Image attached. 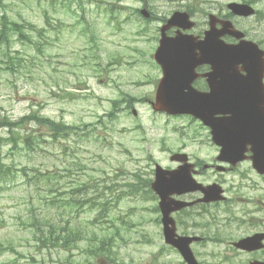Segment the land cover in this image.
Instances as JSON below:
<instances>
[{
  "label": "rangeland",
  "instance_id": "obj_1",
  "mask_svg": "<svg viewBox=\"0 0 264 264\" xmlns=\"http://www.w3.org/2000/svg\"><path fill=\"white\" fill-rule=\"evenodd\" d=\"M61 1L0 0V17L6 11L37 28L28 31L30 41L15 36L13 49L23 61L16 72L2 70L9 51H0V117L16 122L40 110L43 117L81 129L53 144L35 124L0 128V264H185L164 243L159 201L146 182L154 179L156 163L168 167L172 152L191 153L208 164L218 154L201 122L155 113L148 104L155 96L152 56L159 20L194 3L205 25L206 13L225 12L226 4L242 1L70 0L69 8ZM144 1L156 21L138 18ZM258 7L264 10V0ZM235 21L259 38L260 20ZM125 95L133 106L127 108ZM117 100V117L109 121ZM39 134V145L25 149L22 140ZM13 135L20 139L18 148ZM216 172L206 177L231 187L233 200L181 214V228L208 238L193 247L200 264H250L256 255L238 252L231 243L264 230V178L248 163L235 173ZM226 210L248 221L239 226V220L226 219ZM45 217L79 227L82 239L74 249L40 247L41 234L35 238L30 224ZM217 230L223 241L214 243ZM107 236L113 241L102 245Z\"/></svg>",
  "mask_w": 264,
  "mask_h": 264
},
{
  "label": "water",
  "instance_id": "obj_2",
  "mask_svg": "<svg viewBox=\"0 0 264 264\" xmlns=\"http://www.w3.org/2000/svg\"><path fill=\"white\" fill-rule=\"evenodd\" d=\"M236 13L241 15H251L253 14L252 10L243 5L233 4L230 6ZM143 14L148 17L146 12ZM187 14L184 13H175L172 20L169 22V26H186L187 24ZM230 34H234L232 30H230ZM238 37H241L238 33ZM171 47H174L177 52L180 53L177 57L180 59H185L184 55L185 40L183 36H178L173 41H164L160 48L158 49L155 59L157 62L163 63V67L165 69L166 75L168 77H172V73L174 70L178 72L180 70L181 65L172 66L167 60L169 59L168 51H171ZM173 48V49H174ZM191 48V44H190ZM171 49V50H170ZM195 50V49H194ZM259 49L256 45L250 42H242L236 46H230L229 58L234 59V65H241V62L245 60H252L250 64L243 63L244 67H259L258 59L260 58ZM194 55L191 56V59L196 58L195 52ZM199 65L200 63H194ZM163 85L158 88L157 91V103L155 108L157 110H166L170 113H180L187 112L191 113L192 110H195L198 113V116L203 118L206 110L203 109L206 107L205 103L207 99L198 98V97H167L162 93ZM204 119V118H203ZM240 124V123H239ZM256 122L252 121L250 124H246L245 126H241L240 129H228L226 127H216L217 129L213 131L214 141L222 147L221 155L219 160L225 161L229 160L228 156L234 157V162L243 161L246 159L245 154L248 151V146L251 147L250 151L253 155L250 159L253 162L254 168L258 170L260 173H264V129H257L255 127ZM175 159H179V157H175ZM230 161V160H229ZM157 182L153 185L154 190L161 196V209L163 212V224H164V233L166 242L168 244L174 245L180 249L185 259L190 264H197L193 258L192 253L190 252L188 245L191 242L190 239H177L175 223L171 219L170 214L173 210L179 207V204L174 203L168 197V194L176 190V180H180V177L177 176L172 179H167L163 173H161L160 168L157 172ZM183 185H187V182H183ZM184 191H186L185 187H183ZM175 206V207H174ZM259 238L257 236L245 239L240 241L237 246L243 249L254 250L257 249V242Z\"/></svg>",
  "mask_w": 264,
  "mask_h": 264
},
{
  "label": "trees",
  "instance_id": "obj_3",
  "mask_svg": "<svg viewBox=\"0 0 264 264\" xmlns=\"http://www.w3.org/2000/svg\"><path fill=\"white\" fill-rule=\"evenodd\" d=\"M58 1L59 0H52V3L57 4ZM61 3L63 7L69 8L71 6L72 1L62 0ZM13 19L14 18L8 15L6 11L4 12L3 16L0 17V51L2 50V48H5L9 51V53L7 54V60H4L5 68H3L2 70L9 71V72H14V71L16 72L17 67H22V64H23L22 63L23 61L17 55L18 51L13 49V43L15 42V36H18V39L20 41H23V40L30 41L32 40V38L30 34H27L28 31H35L37 29L34 24H32L29 21H26L25 19L24 20L22 19L23 22H18ZM11 52L14 53L15 55L14 57L11 56ZM33 121H36L40 125H44L45 128H48L51 131H53L55 133L54 135L55 138L62 136L63 133H65L66 131L69 132V130L72 129L70 126L66 127L63 124H59V123L55 124L56 122L50 119H47L45 117H40L32 113L28 116L23 117L22 119L16 122H12L11 120H9V118L4 119V121L0 123V126L5 127L9 129L10 131H12V129H15L18 127L20 128L22 126H25L26 124H30ZM32 138H33V135H29L24 138V141L22 140V143L25 149L29 151H31L35 145L34 143L35 139L34 138L32 139ZM10 139H12L13 145L16 148H18L20 139L14 137V135ZM1 166H2V163L0 165V179L3 174V170ZM23 171H24V175L26 176L28 169L25 168ZM30 225L32 229H36L34 230L35 238L39 239L37 237V232L41 234V238L39 239V242H41L40 247H43V248L56 247V248H60L65 251H71L78 244V241L82 239V231L79 229L78 226L74 225L72 222H67L66 224H63V223L57 224L55 222H51L50 217L49 218L45 217V218H40V219L35 218L34 222L31 223ZM113 239H114V236L112 237L107 236L106 238L101 239V244L106 245L105 244L106 242L113 241ZM93 253H95L96 255L97 251Z\"/></svg>",
  "mask_w": 264,
  "mask_h": 264
},
{
  "label": "flooded vegetation",
  "instance_id": "obj_4",
  "mask_svg": "<svg viewBox=\"0 0 264 264\" xmlns=\"http://www.w3.org/2000/svg\"><path fill=\"white\" fill-rule=\"evenodd\" d=\"M146 3V2H145ZM152 13V11H151ZM154 16V14H152ZM152 16V17H153ZM257 31L256 33H258L259 38L256 39L257 43L259 44V46L264 47V17L263 20L261 22L258 23L257 25ZM210 30V27H206V26H196L194 29H192L191 34H193L198 41L203 40L205 38V34L207 31ZM177 31H179L178 28H172L169 29V31L166 33L167 37H174L177 35ZM250 35V31H248L246 33V38L248 39L249 37L247 36ZM256 35V34H255ZM160 39V34H159V38H158V42ZM250 39V38H249ZM223 40L227 43H230L231 40L228 36H225L223 38ZM169 62H173L175 63V60L170 59ZM213 62L214 60H210L207 64L201 65L197 68H195L194 72H193V76H195L194 80H193V86L199 90L200 92L203 93H207L209 95H222L225 96L226 95V88H229V83H226L225 81H223L224 83H220L219 80H216L215 74L217 71H219L218 69H214L213 67ZM222 73H223V78H227L229 76V70H224L222 69ZM243 75H245L244 72H242ZM165 77V72L164 69L160 66L159 67V81H161L163 78ZM264 82V81H263ZM251 86V85H249ZM188 86H183V87H176L174 83L170 82L167 85V89L166 92L170 95V96H187L188 94ZM175 89H180L179 91H176ZM251 97L255 98L256 95H252ZM258 109H260L261 111H264V101H260L259 105H258ZM227 117H230V115H227ZM258 254H260L259 259L264 261V251L259 252Z\"/></svg>",
  "mask_w": 264,
  "mask_h": 264
}]
</instances>
